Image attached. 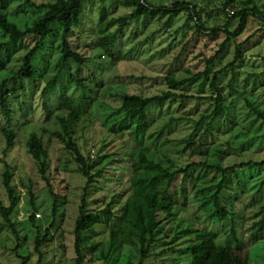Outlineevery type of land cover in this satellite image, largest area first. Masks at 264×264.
<instances>
[{"label": "rangeland", "instance_id": "374dc122", "mask_svg": "<svg viewBox=\"0 0 264 264\" xmlns=\"http://www.w3.org/2000/svg\"><path fill=\"white\" fill-rule=\"evenodd\" d=\"M32 1L39 5L52 0ZM174 1L177 0H151L155 6L170 5ZM178 1L190 2L199 18L190 19L188 12H182L170 25L166 24L167 16L131 21L117 41L113 58L102 55L94 48L91 39L81 40V48L89 57L81 68V78L93 89L89 95L94 99L87 116L75 128V142L84 157L97 161L120 149L129 150L131 142L122 130L116 134L110 132L113 121L126 118L123 113H116L120 105L116 94L157 95L168 88L166 75L172 74L177 80H182L204 71L207 60L226 39L223 30L211 33L212 28H224L229 22L226 28L233 31L239 18H231L232 11H249L256 7L261 14L264 13V0H230L228 6H224L226 0ZM99 5L100 0L83 2V18L88 26L94 23ZM107 6L116 16L131 12L130 8L116 5L115 0H109ZM42 11V8L25 4L24 0H11L7 9L9 19L19 27L31 24ZM198 21L203 29L197 26ZM6 38L0 31V42ZM57 44L54 42V45ZM237 45L242 51V58L232 70L224 71L217 83L222 89L225 110L203 136L204 146L201 154H198L186 146V140L195 129V137H198L210 123L215 108V101L209 98L212 95V73L234 60ZM21 55V52L15 54L8 67H17ZM57 57L56 53H48L50 63H55ZM45 65V62H41L39 69L43 70ZM52 72L53 69L48 68L47 74L51 75ZM5 76L6 72L0 71V82ZM43 80L33 84L24 82L23 88L17 85L18 89L10 96L11 128L16 135L12 147L6 149V141L0 132V158L11 166V185L17 199L10 216L17 235L0 216V264H22L24 257L27 258L26 264H38V254L34 250L38 227L41 234H45V229H50V238L41 248L42 264H75L73 229L86 179L77 171L78 165L72 153L50 133L60 130L57 117L64 116L75 105L74 101L84 95V91L65 74L63 84L57 86L55 93L44 98L41 92ZM175 92V98L162 106H152L148 111L146 132L162 128L154 154L156 161L179 168L192 161L206 160L230 166L264 160V20L261 16H248L243 32L232 39L214 60L210 76H202ZM171 119L172 123L166 126ZM3 121L0 118V126ZM198 121L200 125L197 127L195 124ZM134 128L132 124L130 129ZM42 129L47 132H42ZM32 132L40 134L48 150L47 176L54 195L27 153L26 142ZM123 157L124 154H117L116 161L105 167L97 164L92 170L95 172L104 167L103 174L97 175L89 188L88 211H98L112 201L114 215H119L129 194V178L137 179L142 175L141 169L129 171V164L122 160ZM3 170L4 163L0 161V198L7 206L10 201L2 184ZM220 177V174L207 169L195 170L192 178L187 180L179 175L171 189L177 204L184 207L178 216L187 223L197 224L198 219L203 221L207 216L205 208H211L207 200L210 190H203L218 183ZM263 181L264 166L231 173L228 188L222 193V204L235 212L234 216L230 215L223 221L213 219L203 223L217 245L241 252L248 264H264V232L257 231L260 209L264 212ZM182 188L185 194L181 193ZM54 199L57 201L56 217L54 227L50 228L54 218ZM32 214L33 222L30 218ZM97 221L93 229L85 234L83 264H103L101 251L107 249L108 229L112 222L99 216ZM118 228L123 248L115 264H137L139 243L136 235L120 224ZM174 231L175 222L167 221L164 232L168 236L164 242L172 238ZM186 241L187 237L181 236L168 245L162 241L157 243L150 250L145 264H189L188 255L184 254ZM95 243L101 245L90 250Z\"/></svg>", "mask_w": 264, "mask_h": 264}, {"label": "trees", "instance_id": "16d2710c", "mask_svg": "<svg viewBox=\"0 0 264 264\" xmlns=\"http://www.w3.org/2000/svg\"><path fill=\"white\" fill-rule=\"evenodd\" d=\"M10 1L0 0V31L7 37L6 40L0 42V71L6 72V76L0 82V118L4 120L0 126V132L6 141V149L12 147L15 142V131L11 128L10 96L18 89L17 85L19 88H23L24 82L33 84L44 79L41 92L42 96L47 98L56 92L59 84H63V76L67 74L69 80L84 91V95L74 101L75 105L67 110L64 116L57 117L60 130L50 133L58 138L65 148L72 153L74 161L78 165L77 171L86 179L81 196V205L78 208V216L73 229L75 264H83L84 262L85 234L93 229L98 222V216L112 222L108 229L107 249L104 252L101 251L100 259L103 264H115L121 254L123 241L120 237L118 224L136 235L139 243L137 264H145V261L149 259L152 247L161 241L164 242L168 236V233L164 232L167 221L175 222V231L172 238L163 244H171L181 236H186V252L184 254L188 255L189 264H248L247 258L241 252H235L228 246L217 245L214 236L206 232L204 224L213 219L223 221L230 215L234 216L235 212L229 211L222 204V193L225 188H228L227 183L230 174H235L239 169L264 166V160L240 162L230 166H222L220 163L206 160L192 161L179 168L165 166L154 158L158 142L162 136V128L150 133L146 132V128L148 111L152 106L164 105L177 96L175 91L179 87H184L202 76H210L214 60L223 53L232 39L243 32L248 16L250 14L261 16V19L264 20V13L261 14L256 7H252L249 11H232L230 17L239 18L237 27L233 31H228L226 28L229 22L225 24L224 28H212L211 33L223 30L226 39L221 43L218 51L207 60L204 71L182 80H177L172 74L166 75L165 81L168 88L157 95L143 97L137 94H116L115 97L120 99L116 113H123L126 118L113 121L110 132L116 134L117 131L122 130L131 145L128 151L120 149L94 161L84 157L74 138L78 122L87 116L88 109L94 100L89 95L93 89L86 84L84 78H81V68L89 59L81 48V40L83 38L91 39L94 48L98 49L102 55L113 58L117 41L122 37L124 29L131 21L140 18L167 16L166 24L170 25L182 12H188L190 19H198V14L190 2L177 0L170 5L155 6L151 0H115L116 5L131 9L129 14L116 16L109 11L107 6L109 0H100L94 23L88 26L83 18V2L86 0H52L39 5L32 0H24L25 4L42 8L43 11L35 16L31 24L19 27L8 17L7 9ZM229 3L230 0H226L224 6H228ZM197 26L199 29H203V25L199 21ZM54 42H58V44L54 45ZM20 52L22 53L20 64L17 67H8L15 54ZM51 52L58 54L55 63L48 61V53ZM242 56L240 46L237 45L234 60L212 73L210 82L212 95L209 98L215 101V108L212 110L211 121L198 137H195V129L186 140V146L191 147L192 151L196 150L195 152H199L198 154H201V149L204 146L203 136L210 131L212 122L220 117L225 110L222 89L217 85L219 76L227 69L232 70L234 64ZM41 62L46 63L43 70L39 69ZM48 68L53 69L51 75L47 74ZM72 68L74 69L73 72ZM248 105L252 109V106ZM44 107L47 108L46 104ZM257 113L261 115V113ZM172 121V119L168 121L166 126H169ZM132 124L135 126L134 130L130 129ZM195 125L198 127L200 121L196 122ZM42 132L47 131L42 129ZM26 146L28 155L35 162L41 177L46 181L51 194H53L52 184L47 176L48 150L40 134L38 132L30 133ZM120 153L124 154L122 160L129 164V171L141 169L142 175H139L140 177L138 176L137 179L129 178V194L118 216L114 215L112 201L106 203L98 211H88L87 196L91 184L97 175L103 174L106 165L116 161L115 157ZM0 161L4 163L2 184L10 201L9 205L6 206L0 198V216L17 235L15 225L10 220L17 203L16 192L11 185L12 169L3 158H0ZM97 164H102L104 167L93 172L92 170ZM197 169L214 171L221 177L218 183L203 190L204 192L210 190L207 200L211 204V208H205L207 216L203 221L198 219V223L193 224L187 223L178 216L184 207L177 204L171 189L179 175L187 180L192 178L193 172ZM191 186L193 188V185ZM181 193L185 194L184 188L181 189ZM56 206L57 201L54 199L52 210L54 218L50 228L54 227ZM259 214H261V218L257 222V231L264 232V212L262 209H260ZM162 215L164 217H161ZM30 218L33 222L34 215L32 214ZM49 238L50 229H45V234H41V228L38 227L34 246V250L38 254V264H42L43 253L41 248ZM100 245V243H95L90 246V250ZM173 248L168 249L173 250ZM26 263L27 258L24 257L22 264Z\"/></svg>", "mask_w": 264, "mask_h": 264}, {"label": "built area", "instance_id": "2783aa9c", "mask_svg": "<svg viewBox=\"0 0 264 264\" xmlns=\"http://www.w3.org/2000/svg\"><path fill=\"white\" fill-rule=\"evenodd\" d=\"M232 13V12H231Z\"/></svg>", "mask_w": 264, "mask_h": 264}]
</instances>
